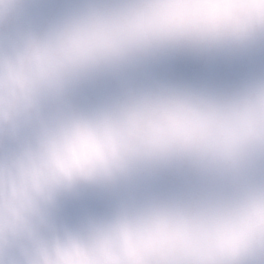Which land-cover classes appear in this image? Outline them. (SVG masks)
Wrapping results in <instances>:
<instances>
[{
	"label": "clouds",
	"instance_id": "1",
	"mask_svg": "<svg viewBox=\"0 0 264 264\" xmlns=\"http://www.w3.org/2000/svg\"><path fill=\"white\" fill-rule=\"evenodd\" d=\"M0 264H264V0H0Z\"/></svg>",
	"mask_w": 264,
	"mask_h": 264
},
{
	"label": "water",
	"instance_id": "2",
	"mask_svg": "<svg viewBox=\"0 0 264 264\" xmlns=\"http://www.w3.org/2000/svg\"><path fill=\"white\" fill-rule=\"evenodd\" d=\"M187 78L195 79V78H197V77H196V74H195L194 72H188V73H187Z\"/></svg>",
	"mask_w": 264,
	"mask_h": 264
}]
</instances>
